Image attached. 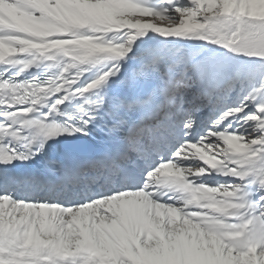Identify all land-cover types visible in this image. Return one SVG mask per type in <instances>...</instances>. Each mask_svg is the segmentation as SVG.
Listing matches in <instances>:
<instances>
[{
  "label": "snow or ice",
  "instance_id": "obj_1",
  "mask_svg": "<svg viewBox=\"0 0 264 264\" xmlns=\"http://www.w3.org/2000/svg\"><path fill=\"white\" fill-rule=\"evenodd\" d=\"M0 264H264V0H0Z\"/></svg>",
  "mask_w": 264,
  "mask_h": 264
}]
</instances>
